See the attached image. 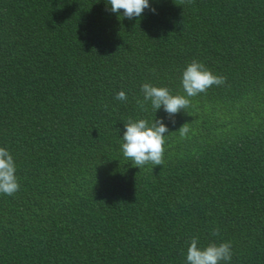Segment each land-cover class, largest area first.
Segmentation results:
<instances>
[{
  "label": "trees",
  "instance_id": "1",
  "mask_svg": "<svg viewBox=\"0 0 264 264\" xmlns=\"http://www.w3.org/2000/svg\"><path fill=\"white\" fill-rule=\"evenodd\" d=\"M149 4L0 0V147L20 184L0 194V264H186L192 237L264 264V0ZM193 59L224 83L171 118L138 104L145 82L186 95ZM129 118H163L162 165L125 159Z\"/></svg>",
  "mask_w": 264,
  "mask_h": 264
},
{
  "label": "clouds",
  "instance_id": "2",
  "mask_svg": "<svg viewBox=\"0 0 264 264\" xmlns=\"http://www.w3.org/2000/svg\"><path fill=\"white\" fill-rule=\"evenodd\" d=\"M110 11L121 14L122 17L132 19L142 16L145 9L150 8L149 0H106ZM155 12V8H151ZM121 17V16H120ZM181 83L186 95L172 94L166 86H156L145 82L141 86L143 101L138 104L143 108L144 103L150 101L156 111L163 107L168 117L187 108L190 97L207 92L213 85L224 83V78L215 75L203 63L193 59L182 71ZM117 100L127 99L121 90L116 94ZM175 121L173 120V123ZM124 132L121 136L122 154L132 166L143 168L147 164L162 165L164 157L165 134L169 132L163 118L149 122L147 119H132L124 121ZM181 136L189 129L186 122L179 128ZM20 188L16 177V165L12 154L5 147H0V194L14 195ZM213 236L219 235V229H214ZM232 259V245L230 241L216 243L209 242L206 246L199 245L198 237H192L186 252V264H228Z\"/></svg>",
  "mask_w": 264,
  "mask_h": 264
}]
</instances>
